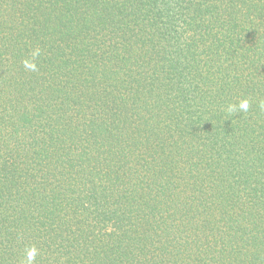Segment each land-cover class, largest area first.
I'll list each match as a JSON object with an SVG mask.
<instances>
[{
	"label": "trees",
	"instance_id": "1",
	"mask_svg": "<svg viewBox=\"0 0 264 264\" xmlns=\"http://www.w3.org/2000/svg\"><path fill=\"white\" fill-rule=\"evenodd\" d=\"M262 105L264 0H0V264H264Z\"/></svg>",
	"mask_w": 264,
	"mask_h": 264
},
{
	"label": "clouds",
	"instance_id": "2",
	"mask_svg": "<svg viewBox=\"0 0 264 264\" xmlns=\"http://www.w3.org/2000/svg\"><path fill=\"white\" fill-rule=\"evenodd\" d=\"M40 54V50L39 49H36L34 52H32V57L33 59L37 56H39ZM25 64V67L30 69V70H33L35 71L36 70V64L32 61H29V60H25L24 62ZM264 106V105H262ZM249 108V102L248 100H242L239 105H229L228 107V112L229 113H233V112H236V111H247ZM35 255H36V249L33 247L32 249L29 250L28 252V260H29V264H31V261L34 260L35 258Z\"/></svg>",
	"mask_w": 264,
	"mask_h": 264
}]
</instances>
